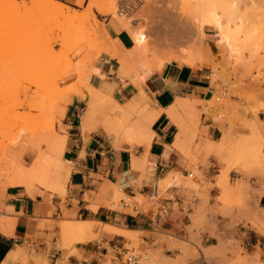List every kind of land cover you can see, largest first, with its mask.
<instances>
[{"label":"rangeland","instance_id":"rangeland-1","mask_svg":"<svg viewBox=\"0 0 264 264\" xmlns=\"http://www.w3.org/2000/svg\"><path fill=\"white\" fill-rule=\"evenodd\" d=\"M19 1L25 2L26 0ZM100 1L104 8L101 6L99 10H93L92 12L89 11L88 5L85 7L83 2L80 4L81 11L77 10V12L83 16L87 15L86 18H88L87 21L84 22L85 24L82 23L84 27L75 20L65 21L67 24L62 22L64 29L68 26L69 30L73 32L67 34H70V38L74 32L76 35V31H80L77 27L80 26L84 28L85 31L82 29V31H80L81 33L83 32L82 34L80 32L78 33L82 35L81 39L72 36L73 39L70 41H76L77 39V44L76 42L75 44L78 45V47H76V45L74 47L73 45L71 46V43L67 45V41L62 43V40H58V38L64 40V38H60L63 28H61V31H57V29L59 30V28L62 27L61 23L59 24L61 25L60 27L53 23L50 28L51 25L47 22V25H42L43 19V21L39 20L41 25L39 24L40 26L36 28L35 31L28 33L27 36H22V39L19 38L22 41H13L15 43V47H13V45L11 46L13 42L7 39L6 35L15 30V25H10L9 23L8 25H4L0 23L1 189L4 190L10 185H26L29 187L39 185L55 193L60 191L57 180L55 179V166L65 158L68 143L71 139L70 132H73V128L67 123L68 121L65 115L69 105H65V97L72 95V99L79 94L78 97L85 99L89 94L91 86L95 88L110 86L112 96L117 95L118 97L120 94L115 93L117 85H110L108 82L117 79L122 86H127L128 84L133 85L132 77L135 80H139V88H136L137 86L135 84V86H133L139 91L144 92L143 87L148 79L143 83L144 80L142 78L147 70L150 68L152 69L155 66V62L162 58L164 53L169 52L170 49L173 51L186 50L194 43L193 40L196 39V35H194L195 32L192 30L193 26L190 24L193 20L191 17L196 8L195 2H197V0ZM102 10H105L106 13L103 12L105 15L102 13ZM249 13L251 15L252 12ZM106 14L115 16L121 25L123 24L121 21L127 20L131 23L130 25H132V27L134 26V33L144 32L151 41V44L148 46L147 54H145L142 59L139 58L137 62L132 64L130 66L131 68L129 67L130 69L128 71L130 72L128 73L131 76L130 79L118 75L119 63L110 56L112 61H116L113 63L114 70L111 72L110 76L101 74L100 70L97 68V64L101 60V55L106 54V51L101 52L100 50L105 49L101 46H105L104 42L106 43L108 37L112 40L110 41L112 44H110L108 40L106 49H112V46L115 45L113 42L118 44L116 46H119L118 49L114 46L116 47L115 49L122 53L125 51V55H128V52L134 49V41L131 47H125L119 40H114L110 37L104 29V22L102 21V18L108 16ZM253 18L250 20L252 21ZM258 19H256V21H258ZM69 21L71 24L75 21V25H68ZM77 24L79 26H76ZM123 28L127 30L125 26ZM50 29L54 30L55 33L54 31L50 32L52 31ZM50 33L55 37L50 35ZM128 33L133 38V34L131 35L129 31ZM166 33H168L170 39H182H180L178 43H173L171 47L161 45L160 43L164 40L165 35H167ZM86 34L89 35L88 39L86 38ZM105 36L108 37L105 38ZM33 37H37L40 41L43 40L37 42L36 45L30 48H26L28 51L27 55H25V49L22 48V46ZM93 37H95V39ZM206 38L210 52L201 50L203 54L201 51L200 54L198 53L200 56L196 54V56H198H195L193 59L194 61L196 60L197 63L195 61L191 68L206 72L214 92L211 100L201 102L199 109L196 107L197 110L195 111L196 113L194 112L195 114L193 113L194 116L192 115L191 117L192 112L189 111L190 114L183 111L182 115L185 113L190 119L193 124L192 133L195 137L194 139L200 138V141H202L201 127L202 116L204 115L207 116V118L213 117L215 120H221L229 116L232 121H234L235 128L239 131L234 137L225 136L217 145L218 154H221L222 162L225 164L222 170L225 168V170H229V183L223 191V189L218 187L217 176L215 177V188L219 189L221 192L218 197H215V232L211 233V236L215 238V246L209 248L203 246L202 241L208 231L205 219L197 221L193 226L187 228L191 233L189 238L162 236V241L169 243L168 250L172 251V253H166L163 249L158 251L143 250L141 248L142 241L140 237L138 239L137 234H135L136 237L134 239H129L131 243L126 247L129 253L134 252L140 255L141 264H193V262L200 261L203 258H205L208 264H264V259L262 258L263 250L260 248L262 247L260 245L264 244V233L259 227L251 223L255 215L264 216V207L260 202V199L264 196V120L261 121L259 118L261 113L264 112V68L262 69L264 62L261 60L264 58V46L257 59L258 61H255L253 58H250V60L249 58H247V60L245 58L246 65H244V62L243 64L240 62L244 61V59L239 61L233 60V62L227 60L225 57V49H223L224 47L222 45L219 46L220 43L217 40L214 30L207 29ZM47 39H50L51 41H49L51 43L47 42ZM44 40H47L46 44L49 43V45L46 46ZM42 42H44L45 48L44 44L41 45ZM18 43L20 44L18 45ZM102 43L104 45H101ZM19 48L23 51V54L20 52ZM37 48L41 49L37 50ZM91 53L93 56L91 55L90 57ZM259 60L261 61L259 62ZM261 62L263 64H261ZM171 64L180 65L176 61H167L164 68ZM247 64H252L250 69ZM95 69L99 70L96 74L93 72ZM94 75H97L96 79ZM101 80L102 82L99 83ZM98 84L99 87H96ZM72 90L75 92H72ZM83 116L84 115H81V118H83ZM102 117H104V115H95L94 118L96 119L92 121L93 127L94 122L96 125L100 122L99 125H102ZM138 121L137 118H132L133 124L142 127ZM74 124L79 125L77 118L76 121L74 120ZM53 139L66 140V147L60 150V152L62 151L61 153L59 150H57L58 153L52 150L54 144L51 143ZM108 141L116 150L121 149L123 144L139 146L135 141L125 139L123 135L116 141L108 137ZM84 155L85 154L82 153L81 158H83ZM55 156L59 157L56 158ZM134 156L135 155H132V158ZM74 168L75 165L72 164L70 166L71 174L72 171L75 170ZM33 169L39 170L36 177L30 174V171L32 172ZM233 171L243 174V178L236 179V177H232L231 173ZM143 172V170H140L135 173L136 179L133 181V184L137 187H141V181L144 177ZM25 173L30 176H26ZM191 174L193 176L189 177L186 181L191 182L196 180V183L201 182L203 190L212 186L209 182L206 183V178L195 169H191ZM25 177H29L30 179H25ZM154 184L155 182L153 185ZM196 187L200 188L198 185H196ZM166 190V188H159L157 198H144L141 195H137L134 198H130V200L136 202L140 209L144 208V210H147L152 205L157 204L156 201L158 198L167 196ZM108 194L110 196L107 202V207L109 209L127 214H135V212L130 209H122L121 204V208L119 207L120 200L126 195L131 197L130 195L120 192L118 193L116 201L113 193ZM199 211L204 213L208 212L203 208H200ZM204 216L205 215H203V218ZM261 218L264 219V217ZM2 219L3 217L0 212V228L3 227L4 220ZM60 221L63 231L64 225L73 224L77 220L65 216L61 218ZM93 224L94 227L100 230L102 229V225H98L95 222L87 223L89 226ZM94 230L95 228H93L84 239L79 238V236H72L69 240L64 239L63 244L59 243L57 247L60 249L74 248L79 242L84 243L90 239L99 238L100 234L94 235ZM258 242L259 244L257 247H251ZM252 250L256 252H252ZM31 254L35 256L33 250ZM127 255L128 254L124 255V260Z\"/></svg>","mask_w":264,"mask_h":264},{"label":"crops","instance_id":"crops-1","mask_svg":"<svg viewBox=\"0 0 264 264\" xmlns=\"http://www.w3.org/2000/svg\"><path fill=\"white\" fill-rule=\"evenodd\" d=\"M53 1L81 11L78 0ZM89 2L85 0L83 5L86 7ZM102 21L112 39L119 40L125 47L133 45L132 37L115 16H105ZM114 62L107 54H102L97 68L101 74L110 76ZM108 83L117 85L115 93L120 95L113 97L120 104L133 102L142 108L151 101L148 104L154 108L153 111L159 110L158 118L151 126V142L141 146L123 144L121 149L116 150L109 144L101 125H95L91 132L82 133L81 115L87 112L89 96L85 99L74 96L65 114L67 123L73 128L65 158L75 165V170L65 184V192L55 193L39 185L0 188V212L4 220L0 228V264H123L124 255L129 253L126 246L131 243L129 239L136 237L135 234L138 239L140 237L143 250L163 249L166 253H172L168 250L169 243L162 241V236L189 238L191 233L187 228L204 219L208 231L203 238V246H215V238L211 236L215 232V197L221 193L215 188V177L219 188L221 174L227 171L229 177V170H222L225 164L221 154H218L217 145L225 136L234 137L239 131L229 116L215 120L204 115L200 141V138L194 139L193 124L185 113L167 115L169 113L166 112L179 97L193 100L195 111L200 108L201 102L211 100L214 90L206 72L178 64L163 67L143 87L149 101L133 85L122 86L117 79ZM98 113L95 114L104 115L102 111ZM263 113L259 116L261 121L264 120ZM76 118L79 125L74 124ZM82 153L85 154L83 158ZM132 155L135 156L132 158ZM135 158L138 163H144L142 169L134 167ZM191 169L201 173L206 183L212 186L203 190L201 182L186 181L193 176ZM140 170L144 171V177L141 187H137L133 181L136 179L135 173ZM231 176L243 178V174L237 171H233ZM154 182L156 191L153 189ZM159 188H166L167 196L158 198L157 204L147 210L140 209L138 214L122 213L107 207L108 193H113L117 201L120 192L133 198L137 195L145 198L152 194L158 196ZM260 202L264 207V196ZM161 205L170 208V215L157 228L153 217ZM200 208L208 212L199 211ZM65 216L75 218L76 222H95L102 225V229L93 224L83 232L75 230L65 237L60 221ZM93 228V234H100L99 238L79 242L74 248L57 247L72 236L86 238ZM123 231L131 233L125 236L121 233ZM258 244L251 247L255 248ZM260 246L264 259V244ZM32 250L35 256H32ZM15 252H19L18 256L12 258L11 254ZM193 264L208 263L203 258Z\"/></svg>","mask_w":264,"mask_h":264},{"label":"bare ground","instance_id":"bare-ground-1","mask_svg":"<svg viewBox=\"0 0 264 264\" xmlns=\"http://www.w3.org/2000/svg\"><path fill=\"white\" fill-rule=\"evenodd\" d=\"M83 1L84 0H78L77 3L81 4ZM101 6L103 7L102 2L100 0H91L89 5H88V9L90 12H92L93 10H99L101 8ZM195 7L196 8H195L194 12L192 13L193 16L191 17V19H193V20H192V23L190 24L191 26H193L192 30H194V32H195L194 35H196V39L193 40L194 43L192 45L190 44L191 46L186 50L185 49L184 50L178 49L179 51H173L170 49L169 52L164 53V56L155 62V66L153 65L154 67L152 69L150 68L147 70V72L145 73V75L142 78L144 80L143 83L145 82V80L150 79L151 76H154L155 74L160 73L167 61L168 62L176 61L180 64V66L192 67L196 61V60L194 61V59H193L196 56V54H198V53L200 54L201 50H205L206 52L209 51L207 38H206L207 29H210V30L212 29L216 32L217 40L220 43L219 46L222 45L224 47L223 49H225V57L227 58V60L233 62V60L239 61V60L244 59V61H240L242 64L244 62V65H246L245 64V58H246V60H247V58H249V60H250V58L251 59L253 58L255 61H258L257 59L259 58L261 50L263 49V46H264V0H197V2H195ZM103 12L106 13L105 10L104 11L102 10V13ZM249 12H252L251 15ZM108 14H106V15H108ZM86 17H87V15L86 16L85 15L83 16L82 14L80 15V13H78L77 10L73 9L72 7H69V6L65 5L64 3L56 2L53 0H26L25 2H20L19 0H0V23H2L4 25H6V24L8 25V23H9L10 25L12 24V25H15L14 27H16L13 32L8 33L6 35V38L10 39L12 42L13 41L16 42V40L22 41L19 38H21L22 36H25V35L27 36L28 33H32L33 31H35V29L41 25L40 24L41 22L39 20L43 19L44 21L42 20L43 21L42 25H47V23H48L49 25H51L50 28L52 27L53 23L56 26H58L60 23L62 24V22H65L68 20H70V21L75 20L76 22H79V24H81L82 27H84V24H85L84 22L87 21V19H88ZM251 18H253L252 21L250 20ZM256 19H258V21H256ZM70 21H69L68 25L71 24ZM75 21L73 23L74 25H75ZM255 21H256V24H255ZM44 22L45 23L47 22V23L45 24ZM121 22H123V24H124V25L122 24L123 27L125 26V28L131 33V35L133 34L132 40L134 41V49H132L130 52H128V55L127 54L125 55V53H124L125 51L122 53V52H119L116 50V49H118L119 46H116L118 44H116L114 42H113V44H115L114 46H116L117 48L112 46L114 49L113 48L112 49H110V48L106 49L107 41L109 40V42H110L112 40L108 36H105V38L108 37L109 39L107 38L106 43L104 42L105 46H101V47L102 48L104 47L106 50L103 48L104 50H100V51L101 52L106 51V54L108 56H110L112 59H115L118 61L119 69H118L117 73L119 76L125 77V78L127 77L130 79L131 76L128 73V72H130V71H128L131 68L130 66L132 64H134L135 62H137V60H139V58L142 59V57H144L145 54H147L148 46H149V44H151V41L149 40L148 36L144 32L134 33L133 32L134 26L132 27V25H130L131 23L128 22L127 20H123ZM82 23H84V24H82ZM64 24H67V22H65ZM73 24H71V25H73ZM60 26L61 25H59L58 27H60ZM76 26H79V25L77 24ZM191 26H190V28H191ZM66 27L67 28L64 29L63 24H62V27H60L59 30L57 29V31H61V28H63L62 32H61L62 36L60 38H64V40L59 39V38H58V40H62L61 41L62 43H64V41L65 42L67 41L66 42L67 45L68 44L70 45V43H71V46L73 45V47H74L77 44V42H76L77 39H76V41H72L73 43L70 42L71 39H73L72 36L75 38L78 37L81 39L82 35H80L78 33L80 31L84 30V28H82L80 26L77 27V29H80V31L77 30L76 35L74 32V34L71 35V38H70V34L69 35H67V34L70 32L71 33H73V32L71 30H69L68 26H66ZM90 29H91V27H90ZM50 30H52V29H50ZM54 30H55V27H54ZM54 30H52L50 32H53ZM54 33H55V31H54ZM104 34H105V31H104ZM104 34H103V36H104ZM166 34L167 35H165L164 40L160 44L165 45L167 47L173 46V43L174 44L178 43L180 41V39H182V38H180L179 40H175V39L173 40V39L169 38L168 33H166ZM29 35H31V34H29ZM50 35L55 37L51 33H50ZM50 35H49V37H50ZM58 35H59V32H58ZM77 35H79V36H77ZM52 36H51V39H52ZM88 36L89 35H87V37H86L87 39L89 38ZM90 36H92V35H90ZM75 38H74V40H75ZM93 38L95 39V37H93ZM47 40H44L45 44L47 42L51 41L50 39H49L50 41L49 40L47 41ZM54 40H55V38H54ZM41 41L37 37H33L32 39L25 42V45L22 46V48L25 49L24 54L27 55L28 50H26V48H30V47L36 45L37 42H41ZM3 42H4V40H3ZM14 42L11 44V46L13 45V47H15ZM75 42H76V44H75ZM19 44L20 43H18V45ZM43 44H44V42L41 43V45H43ZM45 44H44V48L47 45H49V43L46 44V46H45ZM104 44L102 43L101 45H104ZM110 44H112V43L110 42ZM13 47H12V49H13ZM76 47H78V45H76ZM41 48H37V50L41 49ZM122 48H123V46H122ZM19 49H17V50H19ZM94 49L96 50L95 47H94ZM15 50H16V48H15ZM13 51H14V49H13ZM20 52L23 54V51H21V49H20ZM206 52H205V54H206ZM126 53H127V51H126ZM201 53H202V51H201ZM91 55H92V53L90 54V57H91ZM261 60H262V62H264L263 61L264 58H262ZM261 60H259V62ZM262 62H261V64H263ZM196 63H197V61H196ZM251 63H252V60H251ZM249 64H247V65L250 69L251 68L250 66L252 64L251 65H249ZM76 66H77V63H76ZM258 66H257V68H258ZM260 66H259V68H260ZM245 67H247V66H245ZM74 68H75V66H74ZM263 68H264V66H262V69ZM93 72L96 74L97 72H99V70L95 69V70H93ZM245 77H247V76H245ZM255 77H256V75H255ZM132 82L137 86L136 88H139V83H138L139 80L138 79L135 80L132 77ZM110 88H111L110 86H101L100 88H95V87L91 86V88L89 89V94H88L89 101L87 104L88 109H87L86 114L83 116L82 122H81V128H82L83 132L88 131V130H90L89 132H91V130L93 128V125H92L93 122L92 121L97 118V117L94 118L95 115L100 114V113H98V111H102L104 113V117H102L103 120L101 123L103 126L102 125L101 126L103 127L105 133L108 135V137L110 139L116 141V140H119V137L121 135H123V137L127 140L137 141L139 146H141L143 144L150 143L152 140V135H153V133L151 131V126H152L153 122L156 120V118H158L159 110L153 111L154 108L152 109L150 107V105L148 104L149 102L151 103V101H149L150 99L142 91H140V94L143 97H145V99H148L147 101H149L144 107L139 108L133 102H129L125 105H122L112 96ZM72 92H75V91L72 90ZM76 93H79V92H76ZM76 93H75V95H76ZM71 94H68V95H71ZM78 95L79 94H77V97H78ZM71 96L65 97L66 99H64V103L66 106L69 104ZM179 98H177L176 103H174L172 105V108H169V110L167 109L168 111H166V112L169 113L167 115H181L183 111L184 112L189 111V112H192V114H191V117H192L193 113L195 112V107L193 105L194 101L190 100V99L182 100L181 98L180 99ZM51 100H52V97H51ZM132 118L133 119L137 118L139 121H142V123H140V124H142L141 125L142 127H138V125L133 124ZM139 121H138V123H139ZM96 123H98V122H96ZM99 124H100V122L98 123V125ZM95 125L96 124L94 122V127H95ZM51 144H54L52 150L54 152L58 153L57 150H59V152H60V150H62L66 147V140L65 139H62V140L61 139L60 140H54L53 139ZM53 155H55V154H53ZM57 157H59V156H57ZM263 162H264V160H263ZM134 163H135L134 164L135 168L142 169L144 167V163L143 164L141 162L138 163L136 158L134 159ZM71 165H72V162L70 160L64 158L59 163H57L55 166V174H56L55 179L57 180L58 188H59L60 192H65V189H64L65 184L70 181V177H71L70 166ZM257 167H259V166H257ZM37 173H39V170H37V169H33L32 172L30 171L31 176L35 175L34 177H36ZM28 175L26 174V176H28ZM26 178H29V177H25V179ZM228 183H229V177H228V172L226 171V172H223L220 176L219 186L224 191L225 188L228 186ZM258 216L255 215L253 218V221H251V223L255 224V226L259 227V229L264 233V219L261 218L264 216H260V215H258ZM87 223H88L87 221L86 222L85 221H78V222H75L73 224H68L66 226L64 225L63 231H64L65 237H68L70 235V233L75 231V230L80 231V232L85 231V229H87L89 227V225H87ZM107 229H110V228H107ZM121 233L123 235L127 236L131 232L123 231ZM18 253L19 252L12 253L11 257L12 258L17 257Z\"/></svg>","mask_w":264,"mask_h":264},{"label":"built area","instance_id":"built-area-1","mask_svg":"<svg viewBox=\"0 0 264 264\" xmlns=\"http://www.w3.org/2000/svg\"><path fill=\"white\" fill-rule=\"evenodd\" d=\"M153 189H155V191L157 190L155 185H153ZM152 197L157 198L156 194H152L149 198ZM130 198L133 197H128L127 195L124 196L120 200L121 207L122 209H130L136 214H138L140 212V208L138 204L136 202H132ZM169 215H170L169 207H167L166 205H161L160 207H158V211L155 213L153 217V222L155 223V226H157V228H160L164 224V222L168 219ZM170 236L176 237L175 235H170ZM127 254L128 255L126 259L125 260L123 259V264H141L140 255H137L134 252Z\"/></svg>","mask_w":264,"mask_h":264}]
</instances>
